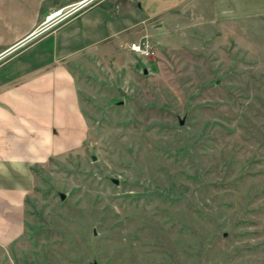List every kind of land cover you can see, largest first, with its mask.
I'll return each instance as SVG.
<instances>
[{
  "label": "rangeland",
  "instance_id": "rangeland-1",
  "mask_svg": "<svg viewBox=\"0 0 264 264\" xmlns=\"http://www.w3.org/2000/svg\"><path fill=\"white\" fill-rule=\"evenodd\" d=\"M38 1L0 0L1 42ZM212 24L71 63L83 143L34 168L0 264H264V18Z\"/></svg>",
  "mask_w": 264,
  "mask_h": 264
},
{
  "label": "crops",
  "instance_id": "crops-1",
  "mask_svg": "<svg viewBox=\"0 0 264 264\" xmlns=\"http://www.w3.org/2000/svg\"><path fill=\"white\" fill-rule=\"evenodd\" d=\"M68 1L52 0L35 12L49 13ZM43 17H31L0 41V57L14 48L0 60L2 246L24 231L34 168L83 143L86 122L72 62L122 47L131 51L128 44L141 38L159 49L212 22L264 18V0H99L42 35L29 36Z\"/></svg>",
  "mask_w": 264,
  "mask_h": 264
},
{
  "label": "built area",
  "instance_id": "built-area-1",
  "mask_svg": "<svg viewBox=\"0 0 264 264\" xmlns=\"http://www.w3.org/2000/svg\"><path fill=\"white\" fill-rule=\"evenodd\" d=\"M91 1L92 0H80V1L76 2L74 5L69 6L68 8H67V6H64V7H61V8H58L56 10L49 12L45 16V19L43 21V25L46 24L47 26L46 25L43 26V28L40 31L42 32V31H45V29L54 28V27L58 26L57 24L59 22H61L62 20H64L67 17H70L75 12H77L79 9L84 7V5H87ZM38 32H39V30H38ZM33 34L37 35L38 33H37V31L34 30L29 36H31ZM153 46L154 45L152 44V42L147 38H141L137 41H133V42H130L128 44V48L131 51L138 53L142 56H149L150 54H152Z\"/></svg>",
  "mask_w": 264,
  "mask_h": 264
},
{
  "label": "water",
  "instance_id": "water-1",
  "mask_svg": "<svg viewBox=\"0 0 264 264\" xmlns=\"http://www.w3.org/2000/svg\"><path fill=\"white\" fill-rule=\"evenodd\" d=\"M179 124H183V120L182 119H180ZM92 159L94 160V156H92ZM111 180L115 184L118 183V180L116 178H111ZM60 196H61L62 199L64 198V195L63 194H60ZM91 264H96V262L93 261Z\"/></svg>",
  "mask_w": 264,
  "mask_h": 264
}]
</instances>
